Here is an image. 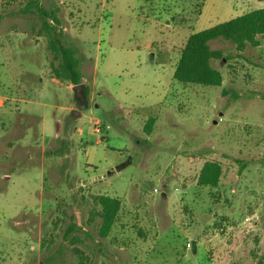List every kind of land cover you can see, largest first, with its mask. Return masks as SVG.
Here are the masks:
<instances>
[{
    "label": "rangeland",
    "instance_id": "1",
    "mask_svg": "<svg viewBox=\"0 0 264 264\" xmlns=\"http://www.w3.org/2000/svg\"><path fill=\"white\" fill-rule=\"evenodd\" d=\"M31 1L58 9L85 58L77 113L73 88L52 76L39 19L23 13ZM261 8L0 0V264H264V37L242 53L209 42L223 53L212 61L221 87L174 79L191 34ZM207 162L222 167L217 188L198 184ZM102 195L122 204L106 239Z\"/></svg>",
    "mask_w": 264,
    "mask_h": 264
},
{
    "label": "trees",
    "instance_id": "2",
    "mask_svg": "<svg viewBox=\"0 0 264 264\" xmlns=\"http://www.w3.org/2000/svg\"><path fill=\"white\" fill-rule=\"evenodd\" d=\"M23 13L36 16L40 21L39 35H43L47 40L53 78L73 86L83 84L82 67L85 58L74 45L65 40L58 9L45 8L38 1H31L23 9ZM200 13L201 8L198 15ZM260 37H264V8L191 34L180 50L174 79L184 85L221 87L224 81L223 74L213 67L212 61L223 59V53L220 50H212L209 42L221 38L231 42L237 52L242 53L248 46L259 47ZM86 92L88 94L87 87ZM262 97L264 99V94ZM154 123V118L149 119L145 132L151 134ZM222 174L220 164L207 162L200 171L198 184L203 187L217 188ZM97 204L100 207L98 217L101 219L98 234L106 239L113 230L122 204L120 199L106 195L98 197ZM76 228V224H72L68 232Z\"/></svg>",
    "mask_w": 264,
    "mask_h": 264
},
{
    "label": "water",
    "instance_id": "3",
    "mask_svg": "<svg viewBox=\"0 0 264 264\" xmlns=\"http://www.w3.org/2000/svg\"><path fill=\"white\" fill-rule=\"evenodd\" d=\"M73 91L75 93V98L76 96H80L81 98H83V100L87 101V93H86V88L84 84H80L77 86L73 87ZM78 106H80V104H77ZM87 106V103L85 104V107ZM78 111H80V107H78L77 110H75L74 112L77 113Z\"/></svg>",
    "mask_w": 264,
    "mask_h": 264
},
{
    "label": "flooded vegetation",
    "instance_id": "4",
    "mask_svg": "<svg viewBox=\"0 0 264 264\" xmlns=\"http://www.w3.org/2000/svg\"><path fill=\"white\" fill-rule=\"evenodd\" d=\"M75 101H76V105L80 104V106L77 105V108L78 107H80V109L85 108V104L87 103L86 100H83V98H81L80 96L77 95L75 98Z\"/></svg>",
    "mask_w": 264,
    "mask_h": 264
},
{
    "label": "built area",
    "instance_id": "5",
    "mask_svg": "<svg viewBox=\"0 0 264 264\" xmlns=\"http://www.w3.org/2000/svg\"><path fill=\"white\" fill-rule=\"evenodd\" d=\"M95 124H96V126H97V127L95 128V132H96V133H102L103 130H102V128L99 126L100 123H99V122H95Z\"/></svg>",
    "mask_w": 264,
    "mask_h": 264
},
{
    "label": "crops",
    "instance_id": "6",
    "mask_svg": "<svg viewBox=\"0 0 264 264\" xmlns=\"http://www.w3.org/2000/svg\"><path fill=\"white\" fill-rule=\"evenodd\" d=\"M263 2V1H262ZM71 88H73L74 86L73 85H69ZM85 88H86V85H85ZM87 93V92H86Z\"/></svg>",
    "mask_w": 264,
    "mask_h": 264
}]
</instances>
